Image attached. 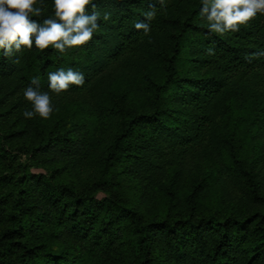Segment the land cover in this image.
<instances>
[{"label":"trees","instance_id":"1","mask_svg":"<svg viewBox=\"0 0 264 264\" xmlns=\"http://www.w3.org/2000/svg\"><path fill=\"white\" fill-rule=\"evenodd\" d=\"M92 2L85 45L0 51V264H264V15L217 35L201 0ZM59 68L83 86L25 119Z\"/></svg>","mask_w":264,"mask_h":264},{"label":"clouds","instance_id":"2","mask_svg":"<svg viewBox=\"0 0 264 264\" xmlns=\"http://www.w3.org/2000/svg\"><path fill=\"white\" fill-rule=\"evenodd\" d=\"M160 3L163 5V0ZM201 4L199 16L207 22L209 32L217 35L237 32L257 14L264 15V0H201ZM42 5L43 0H0V51L4 57L33 47L45 50L51 46L65 53L90 42L100 27V13L92 0H52L53 16L39 22L32 17L43 14ZM89 7L93 9L91 14ZM155 15L154 9L149 10L135 28L147 35ZM109 18L105 13L103 19ZM208 53L214 54V50L209 48ZM262 56L264 51L254 53L252 58ZM47 79V91L41 90L39 77H33L23 90L24 100L30 104L22 113L25 119H49L54 111L50 93L60 95L70 86L80 87L85 82L84 74L72 68L49 72Z\"/></svg>","mask_w":264,"mask_h":264}]
</instances>
